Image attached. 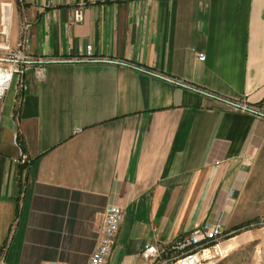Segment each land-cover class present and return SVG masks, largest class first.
Wrapping results in <instances>:
<instances>
[{
  "label": "crops",
  "instance_id": "crops-1",
  "mask_svg": "<svg viewBox=\"0 0 264 264\" xmlns=\"http://www.w3.org/2000/svg\"><path fill=\"white\" fill-rule=\"evenodd\" d=\"M6 3L12 45L27 19L47 63L0 102V264H88L110 206L108 264H148L147 244L219 222L228 256L259 239L264 118L154 73L264 104V0Z\"/></svg>",
  "mask_w": 264,
  "mask_h": 264
},
{
  "label": "built area",
  "instance_id": "built-area-1",
  "mask_svg": "<svg viewBox=\"0 0 264 264\" xmlns=\"http://www.w3.org/2000/svg\"><path fill=\"white\" fill-rule=\"evenodd\" d=\"M5 9L11 11L12 20L14 8L12 3L1 5V21L4 26ZM84 21L83 8H76L73 12V23ZM32 25L24 19L18 28V35L15 45H12L11 33L5 30L0 32V102L4 101L14 80L17 79L21 89H26L22 82L26 71L34 68L40 79L46 73L45 59L33 55L30 48L29 32ZM200 60H205L204 54H199ZM156 76L167 80L175 85L202 93L204 95L226 102L234 111L253 115L257 118H264V104H252L246 100H232L222 98L212 92L199 88L195 85L174 79L161 74ZM2 128V108L0 109V132ZM15 144L17 142L15 141ZM19 164L26 165L29 162L28 156L21 151ZM123 211L119 206H110L104 215V223L97 240V245L91 254L88 264H108L112 256L119 235ZM264 230V221L261 223ZM225 235L221 222L215 226L196 228L190 234L176 241L168 251L161 250L155 244H147L141 251V255L148 264H217L228 257V251L224 245Z\"/></svg>",
  "mask_w": 264,
  "mask_h": 264
},
{
  "label": "rangeland",
  "instance_id": "rangeland-1",
  "mask_svg": "<svg viewBox=\"0 0 264 264\" xmlns=\"http://www.w3.org/2000/svg\"><path fill=\"white\" fill-rule=\"evenodd\" d=\"M1 4H0V32L5 30L1 21ZM14 27V19L11 21L10 32ZM217 264H264V230L259 239L247 247L240 248Z\"/></svg>",
  "mask_w": 264,
  "mask_h": 264
},
{
  "label": "bare ground",
  "instance_id": "bare-ground-1",
  "mask_svg": "<svg viewBox=\"0 0 264 264\" xmlns=\"http://www.w3.org/2000/svg\"><path fill=\"white\" fill-rule=\"evenodd\" d=\"M4 12H5V15H4L3 21H4L5 32L9 33L11 21H12V13L11 11H7V9H5Z\"/></svg>",
  "mask_w": 264,
  "mask_h": 264
}]
</instances>
